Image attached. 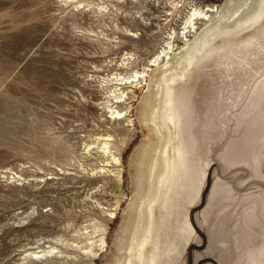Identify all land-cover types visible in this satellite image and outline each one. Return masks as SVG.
Instances as JSON below:
<instances>
[{
    "label": "rangeland",
    "instance_id": "obj_1",
    "mask_svg": "<svg viewBox=\"0 0 264 264\" xmlns=\"http://www.w3.org/2000/svg\"><path fill=\"white\" fill-rule=\"evenodd\" d=\"M177 74L193 94L163 124L157 84ZM168 131L195 146L194 232L158 264H261L264 0H0V264H126V214L145 213L157 174L137 193L135 158L150 140L159 156Z\"/></svg>",
    "mask_w": 264,
    "mask_h": 264
},
{
    "label": "bare ground",
    "instance_id": "obj_2",
    "mask_svg": "<svg viewBox=\"0 0 264 264\" xmlns=\"http://www.w3.org/2000/svg\"><path fill=\"white\" fill-rule=\"evenodd\" d=\"M208 10H209V12L215 11L214 8H210ZM235 13H237V10ZM195 14H198L199 16H201L202 19H206L209 24L212 21L211 15L209 13H207V11H202L201 9L195 10L194 13L192 14V16H195ZM215 16H216V13H215ZM224 17H226V16H224ZM196 21H197V19H196ZM195 24H196V22L194 21L193 18H191L190 23H189V26H190L189 33L191 32L190 30H194L196 28ZM206 24H204V25H206ZM188 27H187V30H188ZM208 30H207L206 34L209 33L208 38H212L213 37L212 35L215 33L213 30V26H212V28L210 27ZM194 31H193V33H194ZM203 32H204V30H203ZM183 34H184L183 36L186 35L185 33H183ZM196 35H197V33H196ZM188 41H190V40L188 39ZM207 42H205V44H207ZM168 48L172 50V44L171 43H168ZM184 48H185V46H184ZM181 49L182 48L180 47V50ZM172 51H170V52L169 51L166 52L164 50L162 51L164 53V55L166 56V58L164 57L166 59L165 60L166 63H172L173 61L176 60V58L178 56H180V52L176 53L174 51L175 52L174 53ZM181 51H183V50H181ZM198 52H199V50H197V53ZM160 55L162 56L163 54L161 53ZM193 58H195V56H193L191 54L189 56V62L190 63H191ZM157 59H159V58L157 57ZM166 63H165V65H166ZM162 65L165 67V65L163 63H162ZM169 66H170V64H169ZM165 69H166V67H165ZM168 70H171V69L169 68ZM143 77H144V80L146 81L147 79H145V76H141V78H143ZM184 78H185L184 75H182V74L178 75L177 74L175 76L163 79L164 84H162V83L157 84V88L160 89L162 105H161V109H160L161 110L160 115L156 116L155 119L157 118L163 124H166L167 121H170L171 124H174L177 120H179V117H181L182 113L180 112V109H178V108L186 102L185 100H183L184 99L183 97H188V98L190 97L191 98V96L193 94L189 87H184L179 83V81L184 79ZM148 85H149V83L147 84V86ZM156 95H157V93L152 92L149 94V97H147L148 102H147L145 109L143 111L144 114L148 113L150 115L149 110H150L151 102L156 101V99H155ZM187 102H189V101H187ZM154 103L155 102H153V104ZM168 107L170 108V111H171V114L169 116L167 115V112H166L168 110ZM150 116L153 117L152 115H150ZM151 119L154 120V118H151ZM170 135H171V132L168 131L167 132L168 139L165 140V144H163L164 147L161 150L159 156H152L151 155V150L153 149V147L155 145V142L152 140H150L148 142V144L145 145L144 148H142V150L136 155L137 157L135 158V165H136L137 169L135 171V177H134V179H135L134 183L135 184L134 185H135V190L137 193L142 191V189L144 188L142 183H145V180L147 179L146 178L147 173L149 174V176H151L150 175L151 172L146 171L148 164L150 165L151 171L157 169V174L155 177H153V180L155 183L154 193H153V196L151 197V199L149 198L150 200L148 201L147 210L145 211V213L141 212L138 215V217H136V214L132 213L134 210V206H133V204H131L129 207V212L126 214V223L124 226V231L127 235H129L131 237V241L132 240L135 241L133 244H131V248L129 249L130 255H127V256H129V258H128V262L126 264H158L160 261H162L164 259L165 256H169V254H171L172 251H174L178 248V245L181 243V240L178 236V233L181 230L180 229L181 226L186 227L191 234L194 232V227L189 220L190 216L187 212H185L183 210L182 200L186 199L185 198L186 191H187L186 188L188 187L189 182L191 181V178H192L191 172H192V164L194 162L192 160V158H193L192 155H193V151H194L193 148L195 146H193L192 141H189L188 139L184 140V138H180L178 135H177V138L179 139V143H177L175 145L174 144L175 134L172 137ZM158 136H160V135H158ZM160 141H161V139L159 140V142ZM108 144H109L108 142H104L102 150L108 151L110 153L109 149H111V148H109L110 146H108ZM158 145L159 144H157V146ZM169 146L171 147V156L167 152ZM154 153H156V152H154ZM112 157H114V156H112ZM115 160H117V162H118L119 159H115ZM204 177H205V172L202 174V177H201L202 181L205 179ZM163 183H165V187H164V190L162 193L161 190H162ZM148 189H149V187H148ZM149 194H150V192H149ZM149 194H147V195H149ZM144 199L145 198H143V200ZM156 205H157V207L155 208ZM137 210H138V208H137ZM139 211H141L140 208H139ZM113 214H111V215H113ZM137 214H138V212H137ZM142 214H144L143 216L145 219L142 218ZM143 220H145V221H143ZM94 228H96V227H94ZM94 231H96V229ZM104 237H105V235H104ZM120 237H121V235H120ZM123 243H124V241H123ZM125 244H126V241H125ZM125 244H123V245H125ZM97 245H98L97 248L89 249V251H88L93 258L98 256L99 251L104 249L106 246L103 235L100 239H98ZM120 245L121 244H119V246L116 247V250L119 249ZM90 246H91V244H90ZM119 256H117V254H116L117 260L121 259ZM259 256L264 257V250L259 252ZM112 258H114V257H112ZM251 264H253V263H251ZM261 264H264V261H262Z\"/></svg>",
    "mask_w": 264,
    "mask_h": 264
},
{
    "label": "crops",
    "instance_id": "obj_3",
    "mask_svg": "<svg viewBox=\"0 0 264 264\" xmlns=\"http://www.w3.org/2000/svg\"><path fill=\"white\" fill-rule=\"evenodd\" d=\"M248 193V192H247ZM248 196H250V193H248ZM251 197V196H250ZM250 257V256H249Z\"/></svg>",
    "mask_w": 264,
    "mask_h": 264
}]
</instances>
